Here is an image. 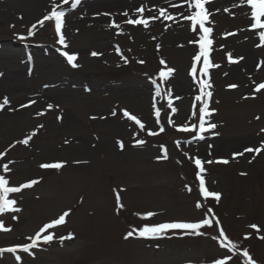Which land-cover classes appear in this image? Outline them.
Listing matches in <instances>:
<instances>
[{"label":"rangeland","instance_id":"obj_1","mask_svg":"<svg viewBox=\"0 0 264 264\" xmlns=\"http://www.w3.org/2000/svg\"><path fill=\"white\" fill-rule=\"evenodd\" d=\"M74 1L0 0V57L20 37L57 51L14 78L0 61V264H264V14ZM163 224L186 239L140 236Z\"/></svg>","mask_w":264,"mask_h":264},{"label":"bare ground","instance_id":"obj_2","mask_svg":"<svg viewBox=\"0 0 264 264\" xmlns=\"http://www.w3.org/2000/svg\"><path fill=\"white\" fill-rule=\"evenodd\" d=\"M101 2H96V1H91L87 3V9H92V8H101L102 6L104 7H109L111 9H115L120 1H105V0H100ZM2 53H0L1 55ZM21 51H19V54H15L13 53V55H11L10 53L7 56H3L0 57V61H3L4 63H10L8 67V73L10 75L13 76V78L17 75V73H20V71H22V68L17 66L18 63H20V65H22V67H25V65L29 66V63L23 62L22 57H21ZM11 69H15L16 71H13ZM1 94V92H0Z\"/></svg>","mask_w":264,"mask_h":264}]
</instances>
